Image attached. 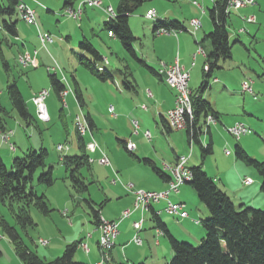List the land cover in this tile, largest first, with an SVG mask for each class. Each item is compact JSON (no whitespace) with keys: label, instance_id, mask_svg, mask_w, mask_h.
<instances>
[{"label":"rangeland","instance_id":"rangeland-1","mask_svg":"<svg viewBox=\"0 0 264 264\" xmlns=\"http://www.w3.org/2000/svg\"><path fill=\"white\" fill-rule=\"evenodd\" d=\"M85 1L87 0H76L74 8L78 11V7ZM119 1L102 0L104 3L102 8L84 6L81 19H76L66 13L67 8H64L66 0H26L28 5L30 3L36 11L35 25L27 24L20 18L19 14L11 18L8 16L0 17V25L4 20L11 19L17 22L19 31V38H16L6 35L0 28V41L3 51V55H0V103L8 112L5 117L6 126L8 127L6 131H13L10 143L14 146L12 148L10 143L2 142L0 135V152L5 156L4 163L11 167L15 158L23 157L29 150L39 151L41 148H45L48 151L47 168L53 162L54 176L57 178L52 187H45L38 184V177L43 171L38 170L36 172L31 185H38L48 191V194L51 195L48 203L52 211L50 215L45 216L34 207H31L30 212L36 226L29 227L26 231L19 226L15 218V214L18 213L23 204L20 202L0 203V264H24L16 254V245L4 231L2 221L14 227L20 234L22 241L43 259L54 260L56 257L54 259L49 258V250L54 251L62 246L65 248L68 244L82 240L75 261L79 264H97L101 262L104 255L101 249L100 254L97 244L98 239H100V232L98 228L96 230L93 224L92 209L89 202L96 209H100L102 202L105 201L104 193L111 194L112 191L125 193L122 189L116 188L120 187L122 182L124 187L132 183L136 189H141L136 185L135 180L131 179L132 181H129L116 169L113 154L122 165L133 162L136 167H140V164L135 163L136 158L130 155L120 141L135 144L136 149L133 154L137 157L152 158V156H157L160 161L163 155H171L172 151L168 142L163 136H160V128H162L160 121L157 122L159 125L157 126L153 118L142 112V102L149 106L152 103L149 100V93L152 88H150L147 76L152 77L154 82L157 81L156 76H151L145 66H142L131 57L118 38L111 39L108 36L105 22L109 20V17L104 9L108 6L116 9ZM190 1H197L203 7L202 9L194 5V7L199 8L195 18L202 21L204 30L211 28L212 22L208 9L213 6L214 0ZM187 6L196 9L192 7L189 0L185 2L180 0H148L131 16L129 19L130 24L135 35L140 38L135 44L140 55L143 50L146 54L149 53L154 57L152 51H150L153 34L152 30L147 28L154 21L147 19L145 16L149 9L179 17L187 23L188 33L199 35V40L202 38L204 34L202 33V27L196 30L193 25H188L189 19L193 16V11L188 9ZM251 7L254 6L248 8ZM246 9L232 11L228 30L230 32L233 58L226 62H219L220 69L215 70V75L221 81L214 83L213 86L211 85L212 89L208 88L203 92V94L206 92L207 95L205 96L210 98L211 103L217 104L222 113L221 123L219 121L213 123V125L218 123L215 131H213V153L206 156L203 169L210 177L218 180L217 185L229 195L237 209L252 207L264 210L263 180L254 166L236 157L235 151L236 145L240 144L249 156L259 162H264V0L261 7L257 3L254 8L257 16L262 15V23L257 21V24L253 25L245 24L242 18L253 16ZM241 29H244L243 32H240ZM236 34H239L237 40L240 39L245 46L240 41L235 43ZM40 35H49L53 41L48 42L46 47H43ZM84 38L88 39L104 56V60L99 64V69L103 70L105 68L112 74V77L101 80L81 66L79 55L82 51L79 49V43ZM191 42L195 46V55L200 46L196 45L193 40ZM163 43L159 42L161 45ZM191 50L189 49V52ZM26 52L33 55L36 52L35 65L24 68L18 62V57L21 53ZM164 52L166 51L164 50ZM171 52L170 49L167 51L169 55ZM157 54H159L158 51ZM189 54L192 55V53ZM163 63L166 62L163 61ZM202 66L203 59L200 58L197 66L191 71L190 86L194 90H197L203 81ZM51 73H56L59 79L65 82L67 90H69V96L60 98L54 91L51 86ZM74 80L78 82L83 93L85 104H82V106L74 93ZM222 80L226 81L230 91L221 92L224 85ZM136 81L138 86L135 87V91L137 93L126 87V85L129 86L130 82L135 84ZM13 82L18 85L27 102V107L32 116L30 123L18 114L11 103L7 87ZM246 82L251 86L252 92L244 93L243 84ZM44 89L50 92L45 101L51 118L48 122L39 119L37 108L31 102V96H35ZM232 93H234V96H232ZM243 101H245L244 109L240 107ZM111 106H114L115 117L111 116L108 111ZM134 108L137 109L138 117L130 113ZM87 112L95 115L97 123L92 137L89 135L91 133L89 129L80 133V135L77 130V117L80 116L83 122V116ZM232 118L240 119L238 122L243 123L249 129V132L242 135L240 140H236L228 132V128L233 125L231 124ZM133 121L140 123L138 134L134 133ZM146 130H149L152 134L150 141L143 136ZM84 134L88 135L84 137ZM170 135L173 136L172 142H176L179 135H183V138H185L183 133H171ZM80 136L85 142L89 140L90 142L96 141L99 148L111 160L112 167L115 170L112 175L111 170L100 163L95 164L92 168L84 166L80 173L85 172L84 175L89 178L87 182H90L89 189L85 192H76L69 178L75 164L67 168L68 179L64 180L66 168L61 165L60 161L62 155L68 157H74L76 154L84 155V152L80 149ZM202 138L203 145H206L209 140L208 133L206 132ZM60 144L68 147V149L62 152L58 151ZM31 145L36 146L35 149H32L33 147L28 149ZM15 149L17 151H14ZM227 150L231 152V156L226 155ZM184 152L185 155H189L190 147L188 144ZM91 156L95 157L96 155L91 154ZM201 162V148L200 145L195 143L190 164L198 166ZM168 172L171 173L172 177V172ZM134 175L138 176L137 173H134ZM93 177L96 180L94 183L92 181ZM246 178L253 179L250 186L244 184ZM98 179L101 181L99 182ZM115 180L120 181V184L116 185ZM150 184L152 183L149 180L145 181L146 187H150ZM185 190L187 189L185 188ZM184 191L182 198L174 196L173 193L170 202L178 203L180 200L185 199L187 211L191 215H196V220L200 219L201 212L197 203L204 209L207 210V208L199 200L196 192L192 190ZM39 194L41 195V192ZM128 195L131 196V194ZM155 205L158 209L163 208L161 203ZM148 211L139 209L138 213ZM64 212H69L68 217L63 215ZM101 218L107 221H116L117 214L110 205H106L102 210ZM134 218L142 220L143 215H136ZM144 218L146 219V222L143 223L144 230L139 233L144 246L131 245L123 251V243L118 242L112 251L115 258L111 262L112 264H129L133 260H144V264H171L173 253L167 236L159 235L151 214H146ZM162 220L167 224L173 236L194 246H198L201 239L207 234L201 224L178 219L164 211L162 212ZM131 221L126 220L121 225V230L123 229L122 232L127 238L124 244L133 237L132 233L128 232V224ZM40 239L50 241V246H42L39 243ZM84 242L90 253H87L82 247ZM109 256H111L110 252ZM104 264H108V262Z\"/></svg>","mask_w":264,"mask_h":264},{"label":"trees","instance_id":"trees-1","mask_svg":"<svg viewBox=\"0 0 264 264\" xmlns=\"http://www.w3.org/2000/svg\"><path fill=\"white\" fill-rule=\"evenodd\" d=\"M75 1L66 0L64 8H74ZM147 1L120 0L116 8V17L105 22V27L108 32H112L119 39L123 48L131 57L159 76V71L153 70L144 60L137 56L134 49L137 37L131 30L129 23L130 16L135 14ZM18 3V0H0V17L8 16L11 18L18 14L16 10ZM228 3L229 0H215L213 6L208 9L212 30L205 35L201 43H208L210 50L205 55L204 80L196 91H192L194 117H187L188 128L185 131L188 141L195 140V143L200 145L201 148L202 162L198 166L191 167L193 178L187 184L197 193L199 200L209 212L208 218L200 220V224L205 228L207 234L201 239L198 246H194L173 236L156 212H153L151 217L155 221L158 231H162L163 235H166L169 240L173 253L171 264H264V210L252 207L237 209L229 195L203 169L206 156L213 153V144L211 141L206 143V145L202 144L199 138L203 132H200V130L209 116L212 115L217 121L219 120L216 111L203 97V92L207 89L213 72L220 68L219 62L228 61L233 57L230 32L228 30V18L231 14L227 12ZM154 25V32L156 33L158 29H166L168 31L187 30L185 25L178 21H165L160 18L157 21L155 20ZM0 28L6 35L18 37L17 22L11 19L4 20ZM1 45L0 41V55H3ZM79 49L82 51L79 55L81 66L101 80L112 77V74L105 68L103 70L99 69V64L104 60V56L88 39L84 38L79 43ZM50 80L52 88L61 98L62 93L67 90L65 82L59 79L56 73L50 74ZM74 82L75 96L83 104V93L78 82L76 80ZM135 84L130 82L129 86L126 85V87L135 91ZM7 92L14 109L26 122L30 123L32 116L18 85L15 82L11 83L7 87ZM6 115H8V112L0 103V132L7 130ZM85 116L87 123L92 128L93 124L90 117L88 115ZM164 125L169 129L166 123ZM78 133L80 135L79 131ZM80 139V149L84 152V155L65 156L64 164L68 167L75 164V168L71 170L69 178L76 192H85L88 191L89 185L80 171L89 164V155L85 150L86 145L81 136ZM120 142L126 149V142ZM235 151L239 160L256 168L263 180L262 190H264V162L253 159L240 144L236 145ZM129 153L144 165L149 166L165 182L168 183L171 180V177L159 168L152 159L139 158L133 152ZM47 155L48 151L45 148H41L39 151L29 150L23 157L15 158L11 167H8L0 159V203L20 202L23 204L18 213L15 214V218L24 231L29 227L36 226L30 212L31 207H34L45 216L50 215L52 211L45 195H40L36 190V186L31 185L38 170L43 171L38 177V184L45 187H51L55 184L56 178L53 167L47 168ZM89 204L92 209L93 224L99 226L101 209H96L90 202ZM2 224L4 231L16 245L17 256L24 264H79L75 261V256L80 241L66 245L61 256L49 261L32 251L22 241L20 234L14 227L5 221H2Z\"/></svg>","mask_w":264,"mask_h":264},{"label":"crops","instance_id":"crops-1","mask_svg":"<svg viewBox=\"0 0 264 264\" xmlns=\"http://www.w3.org/2000/svg\"><path fill=\"white\" fill-rule=\"evenodd\" d=\"M32 1H34V0H32ZM185 1H187V0H184L183 2H185ZM256 1L258 3L259 7H261L263 0H256ZM189 2L191 3L192 7L193 8H196V9H192L191 7L187 6L188 9H191L193 11V13H192L193 16L189 19L188 25H190V26L193 25L194 26V24L191 23L190 20L195 19V17L197 16L196 13L198 12V9L199 8L194 7V5L192 4V1L189 0ZM29 6L32 7V5L30 3H29ZM103 6H104V3H103ZM251 6H254V7L248 8L249 6H247V7H244V8H247L246 9L247 12L249 14H252L253 16H255V18L257 20L254 23H248V22H246L242 18V21L245 24H251V25H253V24H257V21H259V22L262 21L261 20L262 15L259 14L257 16L256 12H254L255 11L254 10L255 5H251ZM32 8L34 9V7H32ZM241 9L242 8H236V9H233L232 11H234V10L238 11V10H241ZM232 11H231L230 17L232 15ZM156 12H157V15H158L156 21L159 18L162 19V20H165V21H178L181 24L185 25V28L187 29L186 31L185 30L178 31L179 33H177V35H174V34H158V33L154 32V26H155L154 23L151 26H147L148 29L152 30V34H153V37L151 39L152 40V45H151L152 48L150 49V51H152V54L154 55V57H152L151 55H149V53L146 54L145 52H143V50L141 51V55L139 54L137 48L135 47L136 46L135 44L137 43V41L140 38L137 35H135L134 30H133V28H132V26L130 24L131 30L133 31L134 35L137 37V41L134 43V49L136 51L137 56L140 57V59L144 60L147 63L148 66H150L151 68H153V70L159 71V73H160V75L158 76L154 72H152L151 70H147V71L150 72L151 76H154V77L156 76V78H157L156 80L157 81L154 82L152 77L147 76V78H149V82L148 83H150L149 84L150 85V88H152V89H150V93L152 94V96H150V99H149L150 102H152V103H151V106H149V105H146V104H144L142 102V105H143L142 106V112L144 114H148L151 118H153V120L156 122V125L157 126H159L158 123H157L158 121H160V123L162 125L161 126L162 128H160V136H163L166 139V141L168 142V145L170 146V149L172 151L171 152V155L170 156L163 155L162 156V159L160 161H159V158L157 156H155V157L152 156V158H150V159H152L159 168H161L168 176L171 177V173H169L168 171H165L164 170V166L165 165H170V166L175 165L177 163L179 157H181L182 155H185V152L184 151H185L186 145L188 144L189 147H190V144H189V141H188V136H187V134H186L185 131H173L170 128L169 129L166 128L165 125H164V123L167 124V120H166L167 111L169 109L173 108L176 105V92L169 87V85L167 83V80H166V74L164 72H162L161 70H159V69L162 67L163 64H165V65H171V64L178 63V64L184 66L190 72V79H191V71H192V69L197 66V62L200 61V58H202L203 59L202 75H203L204 66L206 64V57L203 54H200L199 53L194 58V50H195L194 47L195 46L192 45L191 40H193L196 45H199L200 47H202L204 49L205 53H207L210 50L209 44L208 43L202 44L201 42L203 41L205 35L208 34L212 30V27L211 28L210 27L209 28H206L208 30H206V29L204 30V27H202V30H203L202 33H204V34L202 35V38L199 40V35H193V34L188 33L187 23L185 21H182L179 17H177V16H171L169 13H166V12H159V11H156ZM145 16H146V14H145ZM230 17L228 18V25H230L229 24L230 19H231ZM130 18H131V16H130ZM152 21L155 22V20H152ZM129 23H130V21H129ZM244 29H246V28H244ZM239 34H241V33H239ZM239 34H236L237 37L235 39V41H236L235 43H238L240 41V43H242L245 46V44L240 39L237 40L239 38V36H238ZM108 36L111 39L117 38L115 36L114 37H111L109 34H108ZM16 38H19V31H18V37H16ZM159 42H164V43L161 45V44H159ZM230 42H231V39H230ZM169 49L172 51L170 55L167 53V51ZM189 49H192L191 52H189ZM164 50L166 52H164ZM157 51H158L159 54H157ZM189 53H192V55H190ZM230 60H232V59H230ZM163 61H165L166 63H163ZM203 80H204V77H203ZM190 81H189V86H190ZM220 81H221V79L217 75H215V72H213L212 78L209 79V85H208L207 89L208 88L209 89H212L211 85L213 86L214 83H218ZM222 81H223V84L224 85L222 87L223 89H222L221 92L230 91V89L228 88V84L226 83V81L225 80H222ZM136 84H137V81H136ZM136 86H138V84ZM190 90L191 91H196V90L192 89L191 86H190ZM135 92L137 93V91H135ZM205 93L203 94V97L211 104V106L214 109V111H216V113L218 115V118H219L218 121L221 123V117H222L221 109L217 106L216 103H211L210 98L208 96H205V95H207ZM66 96H69V93ZM232 96H234V93H232ZM32 97H33V95L31 96V99H32ZM31 102H32V100H31ZM84 102L85 101L83 100V104H85ZM79 104L82 106V103L79 102ZM240 107L242 109L245 108V101H243V103L240 105ZM108 111L111 114V116H114L115 117V115H113V113L110 112V108L108 109ZM130 113L133 114L136 117L139 116V114L137 113V109H135V108H134L133 111H130ZM85 115H88L90 117V120L92 121V124H93L92 128H90V126H89V131L91 130L90 131L91 133L89 135H91V137H92L93 136V133H94V128L97 127V123H96V120H95V115L92 114V113H90V112H87ZM49 116H50V114H49ZM84 117L86 118V116H84ZM50 120H51V118H50ZM86 120H87V118H86ZM239 120L240 119H238V118H236V119H233L232 118L231 124H235ZM88 125H89V123H88ZM217 126H218V123L215 124V125L212 124V125L209 126V132H208L209 140H208V142L211 141L212 144H214V142H213L214 141L213 131H215V128ZM6 129L8 130V127L7 126H6ZM171 133H176V134L183 133L184 136H185V138H183V135H179L178 140H177L178 142L177 141L176 142H172L171 140H172V137L173 136L170 135ZM202 136H201V142L203 144L204 141H203ZM89 142H90V140L88 142H85L86 147H87V144ZM35 147L36 146L31 145L30 148H28V149H31V148L32 149H35ZM100 149L101 148H99L94 153L93 152L91 153V152L87 151V149H85L86 152H87V154L89 155V159H92L93 160V162H90V160H89V164L87 165L88 167L90 166L92 168V166L94 167L95 164H97V163L99 164L98 160L104 154V151L102 149L101 150ZM135 149H136V145L134 144V150L133 151H128L127 149L126 150L128 152H134ZM14 151H17V149H15ZM156 152H157V150H156ZM91 154L92 155H96V156L93 157V156H91ZM157 154H158V152H157ZM76 155H78V154H76ZM192 155H193V153H192ZM231 155L232 154L227 155V156H231ZM64 157H65V155H62L61 158H60V161H61V165L64 168H66V174L63 177V179L66 180V179H68L67 168H69V167L64 164ZM4 158H5V156L0 152V159H2L4 161ZM139 158H141V157H139ZM145 158H147V157H145ZM191 158H192V156H191ZM113 159H114V162H115L117 171L120 172L122 175H124V178L129 179V181L135 180L134 182L141 189L146 190V191H158V190H161L162 191V190H164V189L167 188V186H168V183L167 182H165L163 179H161L149 166L144 165L143 163H141L137 159H136L135 163L140 164L139 165L140 167H136V165L133 162H129L126 165H122L118 161L117 157L114 154H113ZM190 159H189V166L190 167H194L195 166L194 164L193 165L190 164ZM110 162H111V160H110ZM141 166H144V167H141ZM49 167H53V170H54L53 162L51 164H49ZM107 167L111 170V173L113 175V172H115V170L112 167V162H111V165L110 166H107ZM84 173L82 175H84ZM134 173H137L138 176H135ZM139 174H140V176H139ZM83 177L85 178L86 183L89 185L90 182H87L89 180V178L87 176H85V175ZM142 177H145V178L143 179ZM92 179H93L92 180L93 183L96 182V180L94 179V177ZM147 180H149L152 183V184H150V187L149 186L148 187L145 186V181H147ZM214 180H215V182L218 181L216 178H214ZM56 181H57V178H56ZM56 181H55V183H56ZM98 181H99V179H98ZM119 182L120 181L116 182L115 184L116 185L117 184H120ZM184 186H186V187H184ZM116 188L122 189L123 192H125L124 194L126 196L124 197V194L123 193H116L115 191H112L111 194H109L108 192H106V193H104V195H105V201L102 202L103 204H102V207L100 208L101 209L100 211H101V214H102V210L106 207V205H110L112 207V210L117 214V218L119 217L118 219L116 218V222L118 223L119 233L114 238V247L112 248V250H110V253H111V256H110L111 257V261L108 264H112L111 262H113V260L115 259L114 258V255H112V251L116 247V245H117L118 242L119 243H123L122 244V250L123 251L126 250L127 247H130L131 245H136L133 242L134 236L137 234V232L140 233L142 230H144L143 229L144 227H143V224H142V227L141 228H137V230H136L134 228L133 224H134V222L139 221V220H137V218H134V217L136 215H141L142 214L143 215V218L142 219L144 220L143 223H145L146 222V219L144 217L146 216V214H151V217H152V213L153 212H156L158 214V216L160 217L161 221H163L162 220V212L163 211L165 212L164 209H165V207L167 205V201L164 200V201H161L160 202L161 204H163V208H161V209L156 208V205H154L153 208H152V210L150 208L149 211L146 212V213H142V212L141 213H138L139 210H136V211H134L132 213V215L130 217L123 218L122 213H123L124 210H126V209L133 210L134 209V196H133V194L130 191H128L126 189V187H124L123 182L120 184V187H116ZM185 188L187 190L194 191L188 184H185V185H183L180 188L179 193H174L173 195L174 196H177V197L180 196L182 198L183 197L182 194H183V191H184ZM36 190H37L38 193L41 192V194L45 195L46 200L49 202V199H51L50 198L51 195L48 194V191L46 189H42L41 187H39L38 185H36ZM187 190H185V191H187ZM128 194H131V196H129ZM171 196H172V194L170 195V198H169L170 201H171ZM114 197H116V198H114ZM160 203H158V204H160ZM178 203H183L185 205V210L187 211V209H186L187 202H186L185 199L184 200H180V202H178ZM197 205H198L199 211L201 212V214H200L201 218L198 219V220L203 219L202 217H205V218L208 217L209 216V212L206 209H204L203 207H201L198 203H197ZM68 213L69 212H67V215H64V216L68 217V215H69ZM188 214H189V216L186 217V218H179V217H177V218L178 219H182L184 221L190 220V221H193L194 223H196L195 222V220H196L195 218H197V216L196 215H191L189 212H188ZM126 220H130V221L132 220L131 223H129L130 225L128 224V226H129L128 232L129 233H132V236L133 237L124 244V242L126 241L127 238L124 235V233L122 232L123 229L121 230V225ZM112 221H114V220H112ZM94 226L96 227V230H97L98 226L97 225H94ZM125 230H126V227H125ZM138 230H140V231H138ZM99 232H100V230H99ZM81 241L82 240H80V244H81ZM50 244L51 243L49 241V244L47 246H44V247H49ZM82 244L83 245H86L85 242L82 243ZM97 244H98V249H99L100 254H101V250H100V247H99V239L97 241ZM142 246H144V244H142L139 247H142ZM64 249L65 248L62 246L61 248L56 249L54 251L52 249L49 250V254H48L49 255V258L51 257V259H54L55 257L56 258L59 257L60 255L63 254L62 251ZM88 253H90V250H89ZM136 261L137 260H135V261L133 260L129 264H140V263H143L144 264L145 263L144 260H142V261L139 260L137 262Z\"/></svg>","mask_w":264,"mask_h":264},{"label":"built area","instance_id":"built-area-1","mask_svg":"<svg viewBox=\"0 0 264 264\" xmlns=\"http://www.w3.org/2000/svg\"><path fill=\"white\" fill-rule=\"evenodd\" d=\"M181 1H184V0H181ZM192 4L199 6L200 8L203 9V7L197 1H193ZM256 4H257L256 0H229L227 12L231 13L233 9L244 8V7L256 5ZM84 6L100 8V0H87L82 5H80L78 8H83ZM16 10L20 18L24 20L27 24L29 25L36 24V11L27 4L26 0H24V3H18L16 5ZM75 10H76L75 8L68 7L66 9V13L69 16L76 18ZM107 15L110 17H116L117 15L116 9H114L112 6H108ZM146 15H150L152 18L158 17L155 9H149L146 12ZM243 19L248 23H254L256 21L255 16L243 17ZM190 21L194 25H198L199 29L202 27V22L200 19L195 18ZM243 30L244 29H241L240 32H243ZM108 33L111 34V37H114V34L112 32H108ZM157 33L177 35V33L179 32L177 30L168 31L166 29H158ZM39 37H40V41L43 47H46V44H48V42L50 43L53 41V39L49 35H46V36L40 35ZM199 53L203 54L204 56L206 55L204 49L200 47L198 52L194 55V58ZM35 55H36V52L34 55L29 52L21 53L18 57V62L24 68L29 67L30 65H35ZM159 70L167 74L170 80V85L179 86L178 104L167 111V116H166L167 125L173 131H176V129H183V131H186L187 126H188L187 117H190V115H194V109L193 107H191V101H190V94H191L190 86H189L190 72L184 66L178 63L171 64V65L163 64ZM243 89H244V92H252V88L247 82L243 84ZM67 94H68L67 90L64 91L63 97H65ZM149 95L152 96L151 93H149ZM46 99L47 97H46L45 89L40 91L38 94L33 96L31 99L33 104L37 108L39 119L43 122H48L50 120V116L48 114V110L45 104ZM110 112L113 113V115H115L114 113L115 109L113 106L110 107ZM211 117H212V124L216 123L217 120L212 115ZM76 125H77V129H81V124H76ZM133 126H134V133L138 134L140 132L139 122L133 121ZM200 132H208V131H202L201 129ZM228 132L236 140H240L242 135L249 132V129L243 123L236 122L235 124H233L231 127L228 128ZM0 135H1L2 142L10 143L11 137L13 135V131L0 132ZM86 135L87 134H84V137ZM144 136L148 140H151L152 138L151 132L149 130H146L144 132ZM199 139L201 141V134H200ZM189 144H190V153L189 155L181 156V165H173V166L165 165L164 166V169H166L167 171H172V179L168 182V186L166 189L162 191H145L143 189H136L135 185L132 183L126 185V189H130V192L134 195L135 201H134L133 210L126 209L123 211L122 213L123 218L130 217L132 213L135 211V202L138 197H146L151 210L155 204H158L161 201L165 200L167 201V205L164 210L169 215L174 216V217H179V218H186L189 216L188 212L185 210V205L183 203L179 205H171L170 199H169L171 194L179 193L180 188L183 185L187 184V183H182V176H190V181L193 178V174L191 173V167L189 166V159L191 158L192 153H193V147L195 144V140H190ZM10 146L14 148L13 144L11 143H10ZM86 148L89 152L94 153L95 151L99 149V145L96 143V141L93 140L87 144ZM129 148H134V144L132 142H126V149L128 151H129ZM65 149H68V147H65L62 144H60L58 147V151L60 152L64 151ZM226 154L230 155L231 152L227 150ZM89 160L90 162H93L92 159H89ZM98 162L101 165H105V166L111 165L109 158L105 154L102 155V157L98 160ZM116 182L117 180L114 181V183ZM252 183H253V179L251 178H246L244 180V184L247 186L251 185ZM63 215H67V212H64ZM139 222L140 220L134 222L133 224L136 230H137V224ZM195 222L197 224H200V220H196ZM98 229H100V231H105V236H110L111 233H119L118 223L116 221H107V220H104L103 218H101V222L98 226ZM133 242L139 246L143 244V240L139 236V232H137V234L134 236ZM39 243L42 246H47L49 244V241H47L46 239H40ZM113 247L114 245H111V250ZM83 248L87 253L89 252V248L87 245H83Z\"/></svg>","mask_w":264,"mask_h":264},{"label":"bare ground","instance_id":"bare-ground-1","mask_svg":"<svg viewBox=\"0 0 264 264\" xmlns=\"http://www.w3.org/2000/svg\"><path fill=\"white\" fill-rule=\"evenodd\" d=\"M19 3H24V0H18ZM102 0H100V8H102ZM106 11V13L108 14V8L104 9ZM83 13V9L82 8H79V10H75V17L76 19H81V15ZM109 19H114L115 17H110L108 16ZM147 19L149 20H156L157 17H154L152 18L150 15H146ZM195 29L196 30H199V27L198 25H194ZM109 35L111 36V34L109 33ZM166 80H167V83L169 85V87L171 89H173L175 92H176V105L178 104V95H179V86L177 85H170V80L166 74ZM46 91V97L49 96V91L45 90ZM71 91V89H70ZM191 91V90H190ZM67 93H69V90H67ZM192 91H191V94H190V101H191V107H193V101H192ZM63 97V93L61 95ZM191 118L194 117V115H190ZM83 122H82V118L80 116L77 117V122L76 124H81V129H77L80 133L82 132H85L89 129V125L87 123V120L86 118L83 116ZM204 126H203V130L202 131H208V127L212 124V117L209 116L205 122H204ZM188 128V127H187ZM176 131H183V129H176ZM206 132H203V134H205ZM134 148H129V151H133ZM175 165H181V157H179L177 163ZM165 171H167L166 169H164ZM172 172V171H171ZM191 173L193 174L192 172V169H191ZM172 179V178H171ZM190 181V176H182V183H188ZM128 191H130V189H127ZM171 205H179L181 203H172L170 202ZM139 209H142V211H148L150 209V205L148 204V201H147V198L146 197H138L136 199V202H135V211L136 210H139ZM143 219L137 224V228H141L142 227V224H143ZM100 230V229H99ZM118 235V233H111L110 236H105V231H100V239H99V247L100 249L102 250L103 252V260L101 262H99L98 264H104L108 261H110V256H109V252L111 250V245H114V238L115 236ZM159 235H163L162 231H159ZM104 238V239H102Z\"/></svg>","mask_w":264,"mask_h":264}]
</instances>
